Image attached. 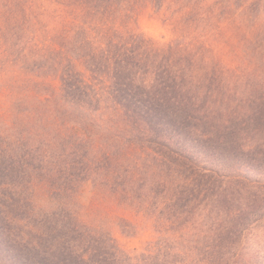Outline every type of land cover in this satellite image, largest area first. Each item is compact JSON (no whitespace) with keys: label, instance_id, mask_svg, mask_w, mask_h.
Returning <instances> with one entry per match:
<instances>
[{"label":"trees","instance_id":"1","mask_svg":"<svg viewBox=\"0 0 264 264\" xmlns=\"http://www.w3.org/2000/svg\"><path fill=\"white\" fill-rule=\"evenodd\" d=\"M197 3L0 0V264H180L125 251L107 218L191 201L242 151L223 61L173 18ZM148 15L176 38L141 32Z\"/></svg>","mask_w":264,"mask_h":264},{"label":"rangeland","instance_id":"2","mask_svg":"<svg viewBox=\"0 0 264 264\" xmlns=\"http://www.w3.org/2000/svg\"><path fill=\"white\" fill-rule=\"evenodd\" d=\"M196 6L194 14L172 11L173 18L194 22L181 35L194 33L208 40L223 61L242 151L232 155L224 170L230 177L213 178L191 201H159L149 214L115 206L107 221L114 225L120 246L134 254L160 244L180 264H264V0H198ZM139 28L162 44L177 35L152 15L142 18ZM202 161L209 169L218 165ZM83 193L88 207L95 198L91 181ZM118 218L138 228H125Z\"/></svg>","mask_w":264,"mask_h":264}]
</instances>
